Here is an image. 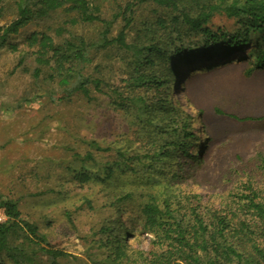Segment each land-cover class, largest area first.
<instances>
[{
  "label": "trees",
  "instance_id": "1",
  "mask_svg": "<svg viewBox=\"0 0 264 264\" xmlns=\"http://www.w3.org/2000/svg\"><path fill=\"white\" fill-rule=\"evenodd\" d=\"M96 1L0 0V22L8 12L14 16L10 24L0 26V49L9 46L13 53H18V45L9 43L10 38L28 26L39 28L25 40V53L31 51L30 55L35 57L36 78L42 69L48 68L51 72L48 79L58 81L63 87L61 96L57 97L59 101L77 93L90 100L93 91L108 90L106 96L114 107L132 112L137 118L139 130L132 139L126 135L130 139L126 150L103 149L92 142L88 146L96 151L95 156L75 155L82 165L81 184H100L101 208L110 213L93 234L99 237L101 253L89 251L88 262L264 264V192L255 188L253 178L243 181L241 191L228 196L229 203H224L221 211L208 212L200 210L199 197L192 200L196 206L189 202L186 206L162 182L149 181V174L154 170L155 176L158 166L157 174L162 175L167 169L165 165L186 159L192 170L199 171L205 158L204 151L190 153L198 142L193 133L195 118L184 110L181 101L177 99L174 103L167 96L152 104L149 95L171 88V83L180 80L175 70L197 60L222 59L203 68L209 72L228 62L238 64L249 60H254L253 72L264 70V0H132L121 15L124 26L113 38L109 35L119 14L112 21L104 20ZM149 3L170 10L174 17L168 22L158 19L154 26L142 23L138 28L136 8ZM58 12L76 16L58 24L54 18ZM216 15L234 20L238 27L233 31H213L208 25ZM78 22L99 23L105 29L98 41H87L70 31V26ZM133 26L137 30L129 43L127 31ZM189 36L197 38L199 43L185 44L184 39ZM111 47H117L121 53L119 60L125 70L121 85L83 75L84 68L92 63V50ZM239 55L246 56L236 58ZM102 152L112 157L98 163L96 157L103 158ZM234 157L242 160L239 155ZM260 169L264 171V157ZM182 171L179 167L172 174L170 186L172 181L183 179ZM124 177L137 183H144L145 179L148 183L129 185L124 190L117 184ZM84 203L88 210H96L92 201L85 199ZM0 208L7 217V222L0 224V264H63L68 258H72L70 264H81L80 259L65 253L62 242L52 244L35 223L23 219L17 202L1 201ZM66 215L70 218L69 213ZM130 230L141 236L150 235L152 248L147 252L132 248L126 242L134 236Z\"/></svg>",
  "mask_w": 264,
  "mask_h": 264
},
{
  "label": "rangeland",
  "instance_id": "2",
  "mask_svg": "<svg viewBox=\"0 0 264 264\" xmlns=\"http://www.w3.org/2000/svg\"><path fill=\"white\" fill-rule=\"evenodd\" d=\"M131 2L96 1L104 20L112 21L119 14L109 37H115L123 28L121 15ZM75 16L58 12L54 18L60 24ZM172 17L170 10L149 3L136 8L135 24L138 28L142 23L154 26L158 19L168 22ZM13 20V14L8 12L0 26ZM70 27L73 34L91 42L98 41L105 29L99 23L78 22ZM208 27L213 31H233L238 25L234 20L216 15ZM37 30L35 25L28 26L18 36L10 38L9 43L18 45V53H13L9 46L0 49V202H17L23 219L35 223L52 244L62 242L65 253L80 259L81 264H90L89 251L101 253L97 244L99 237L93 235L95 228L110 213L101 208L102 186L87 181L81 184L82 165L75 155L85 157L92 153L95 156L96 151L88 146L92 142L103 149L126 150V142L134 137L139 126L132 112H123L111 104L106 96L108 90L93 91L90 100L77 93L59 101L57 97L61 96L63 87L58 81L48 79L51 74L48 68L42 69L40 77L36 78L35 57L30 55L31 51L25 53V40ZM136 30L133 26L127 31L129 43L134 40ZM196 42L194 36L184 39L185 44ZM120 54L117 47L92 50V63L84 68L83 75L121 85L125 70ZM220 61L222 59L197 60L180 66L175 70L180 80L171 83L169 89L149 95L152 104L167 96L175 103L185 95L181 105L195 118L193 133L198 140L190 153L193 150L205 152L201 170H192L188 160L182 159L165 165L167 169L162 175L157 174L160 173L158 166L155 176L154 170L149 174V181L151 184L162 182V186L174 191L185 205L189 202L196 206L192 200L199 197L203 212L221 211L224 203H229L228 196L241 191L243 181L248 178H253L255 188L264 192V171L260 169L264 157V70L253 72L254 60L228 62L214 72L203 70ZM101 155V159L96 157L98 163L112 157L103 152ZM237 155L242 157L241 161L234 157ZM89 165L95 169L93 164ZM179 167L183 169V179L172 181L173 186H170L169 180ZM144 183L148 182L144 179ZM144 183L124 177L117 184L125 190L131 187L129 185L137 187ZM85 199L92 201L95 211L88 210ZM130 231L134 236L126 242L132 248L144 252L152 248L150 235ZM72 262V258H68L63 264Z\"/></svg>",
  "mask_w": 264,
  "mask_h": 264
},
{
  "label": "built area",
  "instance_id": "3",
  "mask_svg": "<svg viewBox=\"0 0 264 264\" xmlns=\"http://www.w3.org/2000/svg\"><path fill=\"white\" fill-rule=\"evenodd\" d=\"M7 222V217L4 213V210L0 208V224H4Z\"/></svg>",
  "mask_w": 264,
  "mask_h": 264
},
{
  "label": "bare ground",
  "instance_id": "4",
  "mask_svg": "<svg viewBox=\"0 0 264 264\" xmlns=\"http://www.w3.org/2000/svg\"><path fill=\"white\" fill-rule=\"evenodd\" d=\"M179 100L180 101H183L184 100V96L180 97Z\"/></svg>",
  "mask_w": 264,
  "mask_h": 264
}]
</instances>
